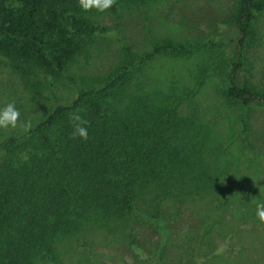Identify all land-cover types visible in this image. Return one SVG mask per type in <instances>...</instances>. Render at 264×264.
I'll return each instance as SVG.
<instances>
[{
    "label": "rangeland",
    "instance_id": "rangeland-1",
    "mask_svg": "<svg viewBox=\"0 0 264 264\" xmlns=\"http://www.w3.org/2000/svg\"><path fill=\"white\" fill-rule=\"evenodd\" d=\"M237 1L116 0L104 12L83 10L99 34L63 77L38 85L23 82L0 55V108L15 102L21 114L16 128L0 129L1 140L24 133L21 122L35 126L79 90L104 85L127 58L138 60L158 41L202 45L138 60L129 84L130 93L141 85L151 98L193 117L178 144L187 157L186 177L195 182L147 194L127 222L59 237L56 262L38 254L34 264H264V224L256 216V203L264 202V104H248L245 126L240 105H228L222 94L237 47ZM241 49L239 84L264 89V10L256 13ZM199 71L204 80L197 85ZM218 139L224 148L215 162L210 145ZM199 176L220 180L201 189Z\"/></svg>",
    "mask_w": 264,
    "mask_h": 264
},
{
    "label": "trees",
    "instance_id": "trees-1",
    "mask_svg": "<svg viewBox=\"0 0 264 264\" xmlns=\"http://www.w3.org/2000/svg\"><path fill=\"white\" fill-rule=\"evenodd\" d=\"M263 10L264 0H238L232 18L237 47L222 94L228 105H240L245 126L248 104H264V89L239 84L241 46ZM97 34L79 0H0V55L23 82L63 77ZM199 46L162 40L138 60ZM133 57L104 85L79 90L28 131L0 140V264H34L38 254L55 263L59 237L127 222L147 194L160 196L163 186L173 190L186 179L195 182L186 177L187 157L178 144L193 117L151 98L139 84V92L130 93L138 64ZM203 78L199 71L197 85ZM77 109L89 121L87 140L71 137L69 114ZM210 146L218 162L223 141ZM216 177L195 179L203 181L197 184L202 189Z\"/></svg>",
    "mask_w": 264,
    "mask_h": 264
},
{
    "label": "clouds",
    "instance_id": "clouds-1",
    "mask_svg": "<svg viewBox=\"0 0 264 264\" xmlns=\"http://www.w3.org/2000/svg\"><path fill=\"white\" fill-rule=\"evenodd\" d=\"M115 2L116 0H79V4L83 10L90 11L95 8L100 12L110 9ZM112 35L115 36V33H112ZM80 111V109H77L69 114V122L73 127L71 137L73 139L82 138L87 140L88 130L86 126L89 124V121L80 115ZM20 115V111L17 109L15 102H10L3 108H0V129H8L9 127L16 128L20 121ZM32 126L30 120L20 123V127H22L24 131H28ZM261 191H264V189H261ZM256 216L259 222L264 224V202L256 203ZM224 247H226V245ZM223 250V247L218 249L217 254ZM197 264H200L199 260H197Z\"/></svg>",
    "mask_w": 264,
    "mask_h": 264
}]
</instances>
